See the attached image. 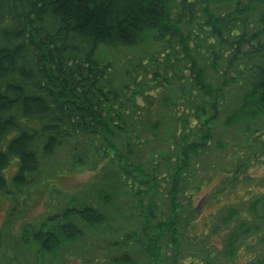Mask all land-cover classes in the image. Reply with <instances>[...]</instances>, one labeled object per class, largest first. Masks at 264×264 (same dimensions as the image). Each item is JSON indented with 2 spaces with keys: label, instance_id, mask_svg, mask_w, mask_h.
Masks as SVG:
<instances>
[{
  "label": "trees",
  "instance_id": "trees-1",
  "mask_svg": "<svg viewBox=\"0 0 264 264\" xmlns=\"http://www.w3.org/2000/svg\"><path fill=\"white\" fill-rule=\"evenodd\" d=\"M211 4L228 11L214 15ZM250 8L242 0H0V193H8L9 185L30 184L40 161L63 147L80 150L72 154L79 167L99 169L103 158L105 165L116 169L98 185L91 183L80 200L71 199L75 204L65 205L60 215L47 217L30 231L40 252L53 254L62 244L82 239L75 221L96 230L113 223L115 213L126 221L129 216L122 211L130 214L138 207L141 235L128 231L112 245H137L139 264H150L153 256L159 257L154 253L156 240L151 239L157 238L152 231H158L178 258L179 227L186 228L193 220L186 193L195 174L192 168L208 150L221 105L231 93L241 92L238 104L222 122L226 127L264 119V39L247 33L244 18ZM193 24L199 25L196 32L191 30ZM236 25H241L240 31L233 30ZM208 37L218 41L216 49L207 46L210 64L205 67L196 55H200V39L205 42ZM250 40H254L251 48L242 50ZM147 45L158 46L147 60L151 69H143L140 59L121 66L110 58L115 52ZM178 50L184 56L177 58L188 66L172 79L164 77L175 68L168 63ZM159 57L164 61L159 63ZM136 68L151 73L154 81L159 78V84L148 86L145 77L139 83ZM140 86L143 90H136ZM157 87L158 97L153 94ZM12 163L16 169L8 180L5 172ZM216 166H209L206 179L216 176ZM160 182L168 199L163 209L153 203ZM118 183L126 199L121 205ZM198 186L192 190L198 191ZM140 194L149 201L146 209ZM259 206L264 209V196L249 201L246 210L256 216ZM236 216L228 208L221 223L226 225ZM251 228L256 227L240 223L231 231L221 256L233 258L241 242L236 230L248 233ZM189 246L204 255V264L210 263L209 249L190 242L184 251ZM111 262L134 264L128 251L113 255Z\"/></svg>",
  "mask_w": 264,
  "mask_h": 264
},
{
  "label": "rangeland",
  "instance_id": "rangeland-1",
  "mask_svg": "<svg viewBox=\"0 0 264 264\" xmlns=\"http://www.w3.org/2000/svg\"><path fill=\"white\" fill-rule=\"evenodd\" d=\"M242 3L251 4L250 12L244 18V22L247 24V33L254 32L260 39H264V0H242ZM217 8L214 4L210 5V11L214 15H223L228 11L227 9L222 10L221 7L220 10L222 11H219ZM174 12L171 11L172 17ZM239 17L241 18V16ZM201 21L199 19L197 23ZM240 26L236 25L233 30L235 32L240 31ZM197 28L199 25L193 24L191 30L196 32ZM198 35L205 38L203 34L198 33ZM206 39L205 42L200 39V55H196L198 64L200 66L205 65V67L210 64V53L207 52L206 48L210 45L216 49L218 41L211 37ZM251 44H254V40H250L248 44L244 42L241 49H250ZM157 49L158 46L147 45L141 49L115 52L110 58L117 61L121 66L136 63L140 59L142 68L148 70L151 69V64L147 61L149 54ZM179 50L175 52V58L170 57L171 63H168L171 68H175L167 70L166 76L162 74V71H158V74L161 73L170 79L181 74V71L188 64L187 61L181 62L177 58L184 56ZM223 54L226 55V52ZM145 55L147 56L145 57ZM164 57H159V63L164 61ZM224 57L222 58L224 59ZM175 64L177 65L175 66ZM239 68L242 70L241 65ZM135 73L139 83L145 77L144 81H147L148 86L159 84L160 79L156 78L158 81H154L151 73L145 75L142 69L138 68H136ZM230 74L238 76L233 71ZM184 75H188L187 70L184 71ZM208 78L213 79V74L209 75ZM242 81L244 78L239 79L238 82ZM142 88L144 87L140 86L136 90ZM159 88L157 87L153 92L154 96L160 95ZM185 93L189 94L187 90ZM240 94L241 92L237 96V94L231 93L221 105V117L212 124V140H210L208 150L194 166L195 168H192L195 174L186 193L190 195L193 220L190 226L183 227L184 229L179 227L181 230L178 232L181 236V249L178 258H174L171 244L166 245V238L158 234V231H152L157 235V238L152 237L151 239L156 240L154 253L159 254V257L153 256V259L149 261L150 264H164V262L166 264H204V255L198 250L195 251L193 246H189L184 251V245L190 242H197L198 249H201L203 245V248L209 249L212 253L209 264H257L264 260V209L259 206L256 216H252L246 210L249 201L264 196V119L257 124L242 121L233 127L222 125L226 116L238 104L237 99L240 98ZM137 101L141 102L140 99ZM247 116L251 119L252 115L248 114ZM85 150L87 148H84L82 153H85ZM148 152L150 151L146 150L144 153ZM76 153H80V150L72 152L70 148L64 147L55 150L50 157L40 161L38 172L34 174L30 184H25L21 188H14V186L9 185L8 193H0V264H112L113 255L117 256L123 251L129 252L134 264L140 263L138 251L141 248L137 245L133 247L127 245L124 248H116L112 245L127 235L128 231H135L141 235L138 226L140 221V216L138 217V210L140 211V209L138 207L134 208L130 214L128 213L129 215L121 210L123 216H129L126 221L119 218L115 213L112 214L116 216L113 223L96 230L75 221L76 226L81 229L83 238L75 241L72 245L69 243L62 244L53 254L40 252L37 245L32 242L30 231H36L47 217L60 215L65 205L74 203V201H70L71 199L80 200L91 183L98 185L102 178L115 173L116 169L111 170L105 165L107 160H102L103 158L98 161L100 162L98 163L100 164L99 169L97 167V169H91L88 166L79 167L72 159V154ZM85 161L89 165L90 159L86 158ZM215 164H218L221 169L216 166V176H210V179H206L204 174L210 169L209 166H215ZM235 165H241V167L235 169ZM15 169L14 163L7 168L5 173L8 180L11 179ZM232 176L234 178H231ZM231 181H235V183L230 185ZM197 184L199 190H192V186ZM115 185L119 190L117 203L118 205L124 204L126 199L124 195H121L122 186L119 183ZM159 188L153 203L158 208L163 209L168 202L165 192L166 186L160 182ZM220 188L224 190L222 191ZM214 195L218 197L215 198ZM140 201L142 208L144 206L145 209L149 207V201L144 194H140ZM92 203L93 206L97 205L95 196H92ZM154 204L152 207L157 213L159 210L154 207ZM228 208H233L237 212V216L228 224L223 225L221 220L225 218ZM240 223L249 224L256 228H251L248 233L236 230L237 234L241 236V242L235 256L233 258L221 256L227 235L236 229ZM206 225L207 227H205ZM187 250H189L188 253H186ZM191 252L196 253V256H191Z\"/></svg>",
  "mask_w": 264,
  "mask_h": 264
}]
</instances>
